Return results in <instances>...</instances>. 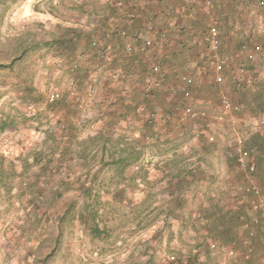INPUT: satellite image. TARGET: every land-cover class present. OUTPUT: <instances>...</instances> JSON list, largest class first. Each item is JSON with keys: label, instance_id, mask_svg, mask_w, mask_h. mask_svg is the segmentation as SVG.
Listing matches in <instances>:
<instances>
[{"label": "rangeland", "instance_id": "1", "mask_svg": "<svg viewBox=\"0 0 264 264\" xmlns=\"http://www.w3.org/2000/svg\"><path fill=\"white\" fill-rule=\"evenodd\" d=\"M110 3L0 0V155L13 163L10 177L0 180V264H40L48 255L47 264H238L254 247L264 250V225L249 237L233 212L238 204L252 216V195L241 197L246 175L227 155L236 135H245L256 149L255 179L264 185V130L246 133L263 117L259 46L243 41L231 50L217 34L229 57L217 67L208 56V30L191 36L185 17L132 31L110 17ZM198 5L212 18L214 5L210 15L203 0ZM236 5L237 13L248 11L249 23L264 20L258 0ZM230 18L234 37L240 24ZM147 23L157 42L166 30L150 50L127 55L124 40H103L106 31L125 27L140 43ZM247 31V39L258 36ZM180 36L194 43H180ZM93 41L109 42L118 56L104 62ZM234 84L248 87L242 93ZM147 85L156 96L144 94ZM54 90L62 97L48 102ZM222 94L238 108L225 109ZM119 107L137 108L138 120L159 108V118L151 130L121 123L110 129ZM199 129L204 138H197ZM123 147L140 152L124 169L111 162Z\"/></svg>", "mask_w": 264, "mask_h": 264}, {"label": "built area", "instance_id": "2", "mask_svg": "<svg viewBox=\"0 0 264 264\" xmlns=\"http://www.w3.org/2000/svg\"><path fill=\"white\" fill-rule=\"evenodd\" d=\"M247 1V0H244ZM259 4H264V0H258ZM124 1L118 0L117 7L120 12L124 14V17L127 18L129 16L128 8L125 6L123 3ZM204 4V13L206 15H210L212 13V8L214 5V0H203ZM152 25L150 23H147L145 25V32L146 34L143 35L140 43L138 40V37L135 36H130L129 32L127 29L124 27H119V28H112L109 31H106L103 35V40H109L115 38L124 40L123 43V51L124 54L130 55L132 54L136 49L140 50H150L152 49L156 44H161V40L165 38L166 33L161 29V34L160 36L162 37L159 42L155 41L152 37L148 35L150 31H152ZM179 29H185L186 30V24H179ZM257 30L259 33L264 34V26L260 25L257 26ZM242 30L240 29V26L235 25L234 26V36H239L240 32ZM208 36H207V51H208V56L211 57L212 62L215 63L217 67L226 65L229 61V57L226 54L221 53L220 47L221 43L220 40L217 36L218 31L215 25H211L208 28ZM93 46H98L99 52H100V57L103 59L104 62H107L106 60H113L118 56L117 52L111 47L109 42L101 43L98 44L96 41L92 42ZM244 48V44L241 45L240 50ZM249 58L251 60H254L253 55H249ZM103 62V63H104ZM188 65L191 64L192 62H197V61H192L191 59H188ZM119 71L113 72L112 76L113 78H118L120 76ZM232 82L239 83V76L232 75L231 77ZM224 77L222 75L217 74L215 76V82L221 83L223 81ZM155 85H158L156 81H153ZM62 97V93L58 90L50 91L47 94V100L48 102H54L59 100ZM221 105L225 109H237L238 106L234 105L230 98L226 94H222L221 98ZM204 114V113H202ZM157 120V118H155ZM260 130H264V110H263V117L262 119L255 123L253 126V129H250V131L246 133H250L251 136L254 133H258ZM211 140H213L210 137ZM247 139L245 135L240 134L236 135L234 139V149H232L230 152H228L229 157H234L236 165L238 169H240L243 173L246 175V181L243 186L240 187V191L243 192L241 195L242 198H245V195H252V198L248 200V209L251 213L252 216L249 218L247 217V214L243 211L242 207L238 204L233 205L234 211H239L238 213V218L239 220L243 223L244 227H246L248 231L249 237H252L255 233L253 227L255 226H263L264 225V185L259 184L256 179V171H257V160L255 159V152L256 149L254 147H250V145L247 144ZM264 158V155H261ZM259 263L258 264H264V257L259 258Z\"/></svg>", "mask_w": 264, "mask_h": 264}, {"label": "crops", "instance_id": "3", "mask_svg": "<svg viewBox=\"0 0 264 264\" xmlns=\"http://www.w3.org/2000/svg\"><path fill=\"white\" fill-rule=\"evenodd\" d=\"M144 1L146 5H148L145 9V11L137 12L136 17H134V22H127L124 21V19H121V25H125L128 29L132 31H141V25H144V22H150L153 24H156V27L161 26L163 23L166 21H172L173 19H185V17L189 20L187 21L191 27L192 30H190V35L196 36L197 34L201 33L204 30H208V27L211 26L212 23L215 24L217 31H218V36H221V39L225 42H228V45H232L230 47L231 50L236 49V47L239 46L240 43L243 41L247 43V45L252 43H255L257 46H259V50L262 52L260 55L264 56V46H262L263 43L259 44L256 43V41L261 37V41H264V34H261L257 30V26H264V20L262 15L259 17L260 19L252 18L251 21L252 23H249L250 18L246 13H248L247 10L244 12L237 13L238 6L236 5V2L238 0H214V8L213 12L214 14L212 15V18L208 20L207 16H204L202 12L198 11L197 9L201 10V6L198 5V0H141ZM184 11V13H183ZM241 14V15H239ZM246 16H245V15ZM235 15V16H234ZM111 17V16H110ZM207 17V18H206ZM230 17H235L233 20L239 21L240 24V29L243 31L240 32L239 36H232L230 35L229 32V26H230ZM258 17V16H257ZM137 19H140L137 20ZM225 21H227V24L225 25ZM212 22V23H211ZM211 23V24H210ZM229 24V25H228ZM252 29L251 33H255L258 35L256 39H247V36L244 37L242 33L244 34L246 32L250 33L247 31V29ZM186 38L184 36H180L179 41L180 43L184 42L187 44H193L195 38L193 37ZM219 36V37H220ZM185 39V40H184ZM184 40V41H183ZM256 46V48H257ZM228 47V49H229ZM239 49V48H238ZM230 50V53H232ZM232 55V54H231ZM239 58L238 53L233 54V58ZM259 61H262V58L259 57ZM235 60V59H234ZM236 61V60H235ZM237 61H240L237 59ZM233 88H235L236 91L240 90L242 93L247 89L248 85H243L242 87H238L237 84L232 85ZM238 87V88H237ZM255 89V88H253ZM264 105V104H263ZM264 142V141H263ZM264 245V243H262ZM252 256V257H251ZM261 256H264V250L261 246H257L256 248L252 249V255H245L243 258L241 256V259L245 260H240L238 261V264H258L259 258ZM250 258V259H248Z\"/></svg>", "mask_w": 264, "mask_h": 264}, {"label": "trees", "instance_id": "4", "mask_svg": "<svg viewBox=\"0 0 264 264\" xmlns=\"http://www.w3.org/2000/svg\"><path fill=\"white\" fill-rule=\"evenodd\" d=\"M123 1L124 2L127 1V3L130 4V7H129L128 11H127L129 13V16L127 18H124V14L118 10L117 3H116L117 0H111L110 9L111 10L114 9L113 10V15H110L111 17L112 16L114 18L120 17L121 19H126L127 22H134V17H136L137 12H140V10L141 11H145L146 7L148 6V5L145 4L144 1H141V0H123ZM113 5H114V8H113ZM179 24H181V22ZM179 30H180V32L185 31V29H179ZM141 39H142V37H141ZM145 87H146V83H145ZM147 88H149V89L146 92H144V94L146 96L148 95V93L153 94L154 96H156L155 95V89L149 87L148 85H147ZM133 95L130 96V99H132L131 97ZM158 109H153L151 111H149L147 109L146 113L145 112L141 113V114L139 113L144 118L141 119V120L140 119L138 120V118H136V115H135L136 112H137V115H138L137 108L136 109L133 108V109L127 110V109H122L121 107H119L118 111H116V113H113L112 119L109 120L110 124L109 123L108 124H109L110 129H115V127H117V124L121 123L125 127H128V126L131 127L132 130H143V129L151 130V129L154 128V125L156 123V119L155 118H157V119L159 118L158 114H159L160 109L159 110ZM131 111H133V112H131ZM129 113H131V114H129ZM106 126H104V127H106ZM160 127L161 126H159L158 128L160 129ZM2 128H3V125H0V130ZM204 135H205V133H204L203 130L199 129V130L196 131L197 138L198 137H199V139L204 138ZM156 136H157V134H156ZM69 141L70 140L67 139L66 143H69ZM104 142L107 143V141H104ZM104 142L102 143V147H104V145H105ZM250 147H253V145L250 144ZM126 150H128V151H126ZM118 152L120 153V155L118 157H116L115 159H112L111 162L115 163V164H118V165L121 164L122 169H124L125 166L129 165L130 163L135 162L140 157V152L139 151H135L134 147L119 148ZM122 154H125V155H122ZM228 159L235 161L234 157H229L228 156ZM3 161H4L3 157L0 155V180H2L4 178H9L10 175L13 173V163L9 162V164L6 165V164H4ZM189 174L191 175V172ZM180 189H182V188L180 187V188L174 189V190L176 191V190H180ZM233 212L235 214L239 213V211L238 212L237 211H233ZM48 260H49V255L45 256L44 258H42L41 261H40V264H47Z\"/></svg>", "mask_w": 264, "mask_h": 264}]
</instances>
